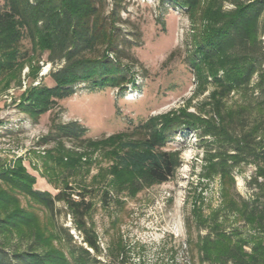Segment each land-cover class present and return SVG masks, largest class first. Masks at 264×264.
Instances as JSON below:
<instances>
[{"label":"trees","instance_id":"trees-1","mask_svg":"<svg viewBox=\"0 0 264 264\" xmlns=\"http://www.w3.org/2000/svg\"><path fill=\"white\" fill-rule=\"evenodd\" d=\"M156 1L181 9L189 21L184 62L194 81L191 98L129 130L96 138L86 136L77 121L52 120L36 145L52 144L48 157L59 164L69 161L71 152L100 151L116 171L133 176L131 185L138 190L174 177L181 152L168 145L179 134L193 133L202 176H217L221 191L219 209L204 216L193 206L187 218V227L191 218L196 229L199 263L264 264V0ZM126 9L125 0H0L1 89L18 78L24 64L37 73L44 53L51 65L46 76L53 85H29L14 101L17 112L37 123L80 84L90 91L124 92L134 82L130 71L139 68L130 54L137 33L121 15ZM244 165L254 168L247 196L235 190L234 172ZM0 178L5 187H0V264H127L121 236L109 241L106 262L100 260L98 236L88 219L93 203L80 192L74 197L67 184L54 195L34 189L21 169ZM16 194L47 211L49 228L18 206ZM57 203L80 240L59 223ZM228 219L234 225L227 226Z\"/></svg>","mask_w":264,"mask_h":264},{"label":"rangeland","instance_id":"rangeland-1","mask_svg":"<svg viewBox=\"0 0 264 264\" xmlns=\"http://www.w3.org/2000/svg\"><path fill=\"white\" fill-rule=\"evenodd\" d=\"M125 2L127 9L121 15L127 19L129 30L137 33L130 54L139 68L130 71L134 82L124 92L111 88L90 91L80 84L72 96L58 101L37 123H31L17 112L14 101L29 85H53L46 76L51 67L46 53L39 61L37 73L30 71L28 64L20 68L21 86H16L19 76L4 90V81H0V174L21 169L33 179L34 189L54 195L67 184L73 188L74 197L80 192L91 201L93 211L88 219L98 236L102 251L99 258L103 262L107 260L109 241L121 236L129 257L127 264H200L196 229L191 218L187 227V218L193 206L204 216L219 209L221 191L217 176H202L200 148L193 133L179 134L168 145L181 152L182 166L174 177L138 190L131 185L133 176L116 171L100 151L71 152L69 161L64 159L65 164H59L54 157H48L52 156L47 151L52 144L36 145L47 134L52 120L77 121L87 129L86 136L96 138L129 130L148 116L178 108L191 98L194 81L184 62L191 28L186 16L177 7L159 6L156 0ZM261 38L264 43V34ZM24 44L28 46L26 41ZM188 110L194 108L190 106ZM253 170L251 165H244L234 172L235 190L241 196L248 194L246 181ZM0 187L5 189L1 178ZM107 196L108 202L104 199ZM16 199L18 206L36 214L39 226L49 228L44 208L20 194H16ZM56 206L61 209L59 223L80 240L63 204ZM231 224L234 225L228 219L226 225Z\"/></svg>","mask_w":264,"mask_h":264}]
</instances>
